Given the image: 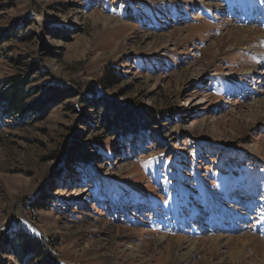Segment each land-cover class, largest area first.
I'll return each instance as SVG.
<instances>
[{
	"label": "rangeland",
	"instance_id": "rangeland-1",
	"mask_svg": "<svg viewBox=\"0 0 264 264\" xmlns=\"http://www.w3.org/2000/svg\"><path fill=\"white\" fill-rule=\"evenodd\" d=\"M262 54L264 0H0V89L65 93L0 110V260L264 264Z\"/></svg>",
	"mask_w": 264,
	"mask_h": 264
},
{
	"label": "trees",
	"instance_id": "trees-1",
	"mask_svg": "<svg viewBox=\"0 0 264 264\" xmlns=\"http://www.w3.org/2000/svg\"><path fill=\"white\" fill-rule=\"evenodd\" d=\"M107 83L112 82L113 75H105ZM5 87L0 89V103L1 112H4L7 116H12L18 120L23 119L27 113L30 112H43L46 110L47 104H51L55 100L65 96V93L60 90L53 91L52 94H48L47 97L42 100L37 98L33 99L35 95L41 92V87H30L29 74L22 76H13L6 79L4 82ZM57 95V98L55 97ZM147 122L151 120L154 122L152 116L146 117ZM104 122H107L103 119ZM108 124V123H107ZM154 124V123H153ZM125 130V127H124ZM77 147L73 148L76 150ZM89 155L83 154L81 160L88 162ZM35 208L41 209L42 207L36 206ZM40 238V237H38ZM34 238L30 234L21 233L14 243L16 256H29L31 260L39 259L41 264H55L54 261L49 259L44 247L39 239ZM0 264H5L0 260Z\"/></svg>",
	"mask_w": 264,
	"mask_h": 264
},
{
	"label": "bare ground",
	"instance_id": "bare-ground-1",
	"mask_svg": "<svg viewBox=\"0 0 264 264\" xmlns=\"http://www.w3.org/2000/svg\"><path fill=\"white\" fill-rule=\"evenodd\" d=\"M260 57L263 58L264 57V54L260 55ZM263 104H264L263 102H257L256 104H254V108L256 107V109H259V108H261L260 106H262ZM255 105H257V106H255ZM162 239H161V241H162ZM214 239L217 240L218 238L215 237V238L210 239L209 241H212ZM184 248L187 249L188 252H186L185 255H183V257L181 258V260H187V259H189L191 257V255H192L194 249L196 248V246H195V244L191 243L190 245H188V247H184Z\"/></svg>",
	"mask_w": 264,
	"mask_h": 264
}]
</instances>
